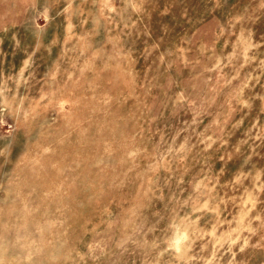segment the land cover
<instances>
[{
	"label": "rangeland",
	"instance_id": "1",
	"mask_svg": "<svg viewBox=\"0 0 264 264\" xmlns=\"http://www.w3.org/2000/svg\"><path fill=\"white\" fill-rule=\"evenodd\" d=\"M0 264H264V0H0Z\"/></svg>",
	"mask_w": 264,
	"mask_h": 264
}]
</instances>
